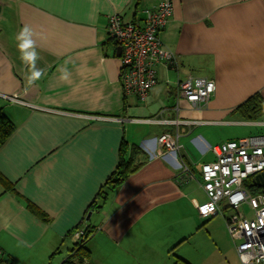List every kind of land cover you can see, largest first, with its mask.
<instances>
[{
    "label": "crops",
    "instance_id": "0c3cea01",
    "mask_svg": "<svg viewBox=\"0 0 264 264\" xmlns=\"http://www.w3.org/2000/svg\"><path fill=\"white\" fill-rule=\"evenodd\" d=\"M162 1L0 0V112L15 126L0 147V264H191L175 251L213 218L196 211L210 147L264 135V113L247 121L237 110L255 94L264 105V0H170L159 37L177 64L155 67L140 102L122 92L108 17L139 22ZM25 26L43 71L35 83L18 49ZM189 78L214 82L205 104L180 96ZM162 134L176 155L157 146ZM122 143L139 167L106 189ZM80 227L92 229L83 258L71 252Z\"/></svg>",
    "mask_w": 264,
    "mask_h": 264
},
{
    "label": "built area",
    "instance_id": "2783aa9c",
    "mask_svg": "<svg viewBox=\"0 0 264 264\" xmlns=\"http://www.w3.org/2000/svg\"><path fill=\"white\" fill-rule=\"evenodd\" d=\"M172 14V2L166 0L144 9L139 22L126 21L118 13L108 17L107 35L121 49L120 83L124 95L145 102L158 83L155 67L177 64L175 54L163 46L159 37ZM177 86L180 96L193 107L205 104L215 90L214 82L205 78H189ZM155 142L173 155L179 149L169 134L160 135ZM210 152L214 161L200 176L207 200L196 205L197 215L208 219L230 211L225 217L226 228L240 264H264V193H254L246 185L247 180L264 172V135L228 140L210 147ZM84 229L76 228L70 234L74 246L81 247L87 241Z\"/></svg>",
    "mask_w": 264,
    "mask_h": 264
},
{
    "label": "rangeland",
    "instance_id": "374dc122",
    "mask_svg": "<svg viewBox=\"0 0 264 264\" xmlns=\"http://www.w3.org/2000/svg\"><path fill=\"white\" fill-rule=\"evenodd\" d=\"M217 134L221 135V133ZM250 183L251 179L246 181L247 188ZM197 199L200 204L207 200L202 193L198 195ZM243 209L247 214L249 213L246 207ZM228 215H230V211L209 219L204 226L195 231L190 239L184 242V245L175 251V255L178 254L185 259V263L190 262L191 264H240L233 241L226 228L225 217ZM205 221H200V223Z\"/></svg>",
    "mask_w": 264,
    "mask_h": 264
},
{
    "label": "trees",
    "instance_id": "16d2710c",
    "mask_svg": "<svg viewBox=\"0 0 264 264\" xmlns=\"http://www.w3.org/2000/svg\"><path fill=\"white\" fill-rule=\"evenodd\" d=\"M110 41L112 40L110 39ZM114 45L117 46L115 43ZM237 110L244 120L257 121L261 118V116L264 113L263 100L259 94H255L252 97H250L247 101H245L242 105H240ZM14 130H15V126L11 122V120L7 116H5V114L0 112V147L6 142V140L10 137V135L14 132ZM124 149H125V145L124 143H122L120 150L121 153L120 161L117 167L115 168V170L113 171V173L110 175L109 179L107 180L106 185H104L106 189H111V190L115 189L130 174L135 172L139 167V165L134 166V161L132 157L131 159L130 158L124 159L123 157ZM103 188L100 189V191L98 192L96 199L90 205V209H99L102 206V203L104 202V200L106 199V195L108 194L105 192V190H103ZM248 189L254 193L255 192L264 193V190H260L251 183ZM84 230H85L86 239H88L89 236L91 235L92 229L90 227H86ZM85 244L86 241L83 245H81V247L74 246L71 252L74 255L80 256L81 258L87 257L88 253L86 251ZM63 264H71V262H69V260H66Z\"/></svg>",
    "mask_w": 264,
    "mask_h": 264
},
{
    "label": "clouds",
    "instance_id": "9594fccd",
    "mask_svg": "<svg viewBox=\"0 0 264 264\" xmlns=\"http://www.w3.org/2000/svg\"><path fill=\"white\" fill-rule=\"evenodd\" d=\"M21 37H23V39H21V42L18 45L20 56L25 64L31 66L33 69L29 76V80L31 83H35L41 78L43 71L36 68V62L39 59V55L35 50V41L32 39L31 29L25 26L21 31ZM69 75L68 70L65 68L62 70L60 79L66 81Z\"/></svg>",
    "mask_w": 264,
    "mask_h": 264
},
{
    "label": "water",
    "instance_id": "95a60500",
    "mask_svg": "<svg viewBox=\"0 0 264 264\" xmlns=\"http://www.w3.org/2000/svg\"><path fill=\"white\" fill-rule=\"evenodd\" d=\"M116 55L119 56L120 55V52H121V49L120 48H117L116 49ZM253 185H255L256 187H262L264 188V172L261 173V174H258L256 175L254 178H253V181H252ZM90 217V213H88V215L86 216V220Z\"/></svg>",
    "mask_w": 264,
    "mask_h": 264
},
{
    "label": "flooded vegetation",
    "instance_id": "af4514ba",
    "mask_svg": "<svg viewBox=\"0 0 264 264\" xmlns=\"http://www.w3.org/2000/svg\"><path fill=\"white\" fill-rule=\"evenodd\" d=\"M259 188H262V187H259ZM262 189H264V188H262Z\"/></svg>",
    "mask_w": 264,
    "mask_h": 264
}]
</instances>
